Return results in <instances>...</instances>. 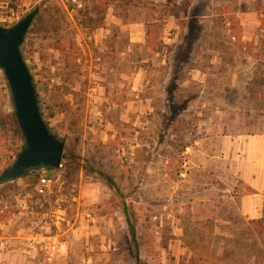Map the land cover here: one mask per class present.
<instances>
[{"label": "rangeland", "instance_id": "1", "mask_svg": "<svg viewBox=\"0 0 264 264\" xmlns=\"http://www.w3.org/2000/svg\"><path fill=\"white\" fill-rule=\"evenodd\" d=\"M193 1L115 0L90 31L89 0H0L4 26L41 5L22 50L44 117L66 140L50 194H37L32 173L0 185L4 218L23 201L38 214L66 210L63 227L82 228L90 264H264V230L240 211L255 191L240 179L243 152L224 150L258 130L264 37L243 40L220 6ZM147 22L163 24L156 42ZM22 144L0 69V174Z\"/></svg>", "mask_w": 264, "mask_h": 264}, {"label": "crops", "instance_id": "2", "mask_svg": "<svg viewBox=\"0 0 264 264\" xmlns=\"http://www.w3.org/2000/svg\"><path fill=\"white\" fill-rule=\"evenodd\" d=\"M149 1L168 3L178 0ZM202 1H205L206 9L220 6L225 10L230 16L228 25L232 22L231 20L240 24L243 40L258 41L260 37H264V0H194L192 5L201 4ZM133 36L132 34L131 39ZM259 118L256 132L247 133L245 138L236 143L231 142L232 144L226 146V149L224 147L225 152L230 156L232 151L243 152L244 158L239 161L242 167L239 173L240 179L255 191L242 196L240 211L252 220L264 218V113ZM19 209L20 214L12 220V216L4 218L2 215L4 211H0V239L6 238L12 242L10 249L0 251V264H90L94 262L95 255L85 251V245L88 244L86 239L83 242L77 237L82 230L81 227L65 229L61 225L60 230L54 227V231L60 235L61 243L60 252L55 255L53 261H48L42 250H38L35 255L32 252L26 253V240L33 233L30 230V217L25 210ZM22 214L27 217L29 223L16 222ZM87 250L90 251V248Z\"/></svg>", "mask_w": 264, "mask_h": 264}, {"label": "water", "instance_id": "3", "mask_svg": "<svg viewBox=\"0 0 264 264\" xmlns=\"http://www.w3.org/2000/svg\"><path fill=\"white\" fill-rule=\"evenodd\" d=\"M40 11L38 4L14 24H0V69L23 136L14 162L0 174V185L23 177L31 169H59L65 156L66 140L52 131L44 117L35 78L22 50Z\"/></svg>", "mask_w": 264, "mask_h": 264}, {"label": "built area", "instance_id": "4", "mask_svg": "<svg viewBox=\"0 0 264 264\" xmlns=\"http://www.w3.org/2000/svg\"><path fill=\"white\" fill-rule=\"evenodd\" d=\"M62 167L63 164H61L59 169L41 167L28 171V173H32L33 177H37L38 195L45 197L51 193L54 183L53 173L61 170ZM28 173L25 175H28ZM19 208L25 210L28 217H30V230L33 233L26 240V253L31 254L32 252L35 255L38 250H42L46 254L47 260L53 261L55 255L60 252L61 243L60 235L54 231V227L60 230V226L67 220V211L60 210L59 215L53 211H45L38 214L27 201L21 202ZM87 216L90 217L91 215L88 214ZM11 245L12 242L10 240L6 238L0 239V251L10 249Z\"/></svg>", "mask_w": 264, "mask_h": 264}, {"label": "trees", "instance_id": "5", "mask_svg": "<svg viewBox=\"0 0 264 264\" xmlns=\"http://www.w3.org/2000/svg\"><path fill=\"white\" fill-rule=\"evenodd\" d=\"M89 1L91 4L90 5L91 11H87L86 13H84L81 24L83 28L89 29L90 31H94L96 29L104 27L108 9L113 6L116 7V4H115V0H89ZM146 26H147V36H148L147 42L149 43L156 42L163 29V24L159 22H148L146 23ZM38 29L39 26L35 21L29 31V34H37ZM64 158H66V154ZM27 173L28 172H26V174ZM250 223L259 224L257 234L259 235L262 234L264 230V218L251 220Z\"/></svg>", "mask_w": 264, "mask_h": 264}]
</instances>
